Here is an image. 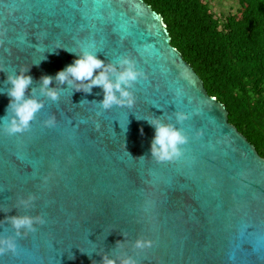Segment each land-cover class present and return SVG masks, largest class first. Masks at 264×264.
<instances>
[{
  "label": "water",
  "instance_id": "1",
  "mask_svg": "<svg viewBox=\"0 0 264 264\" xmlns=\"http://www.w3.org/2000/svg\"><path fill=\"white\" fill-rule=\"evenodd\" d=\"M83 51L118 71L134 62L131 107L103 109L101 87L55 80ZM22 68L42 108L25 132H0V235L17 243L0 264H264V158L145 0H0V91ZM46 75L55 101L40 91ZM8 104L0 94V118ZM151 120L187 137L179 157L152 155ZM24 215L45 222L16 236L5 218Z\"/></svg>",
  "mask_w": 264,
  "mask_h": 264
},
{
  "label": "trees",
  "instance_id": "2",
  "mask_svg": "<svg viewBox=\"0 0 264 264\" xmlns=\"http://www.w3.org/2000/svg\"><path fill=\"white\" fill-rule=\"evenodd\" d=\"M168 25L172 45L229 111V122L264 158V0H145Z\"/></svg>",
  "mask_w": 264,
  "mask_h": 264
},
{
  "label": "clouds",
  "instance_id": "3",
  "mask_svg": "<svg viewBox=\"0 0 264 264\" xmlns=\"http://www.w3.org/2000/svg\"><path fill=\"white\" fill-rule=\"evenodd\" d=\"M71 51V50H69ZM122 70L118 71L113 65H105L104 61L92 51H83L72 64L66 66L55 75V80L61 84L65 82L69 85L75 84L76 90H83L90 93L93 87H101L104 92L100 106L103 109H109L113 105H127L131 107L135 103V97L128 89L138 81L143 73L138 71L134 62L128 58L119 61ZM27 68H22L18 74L10 75L7 78L10 87L0 94H6L9 97V104L6 115L0 118V132L9 136H14L25 132L36 113L42 108V103L34 97H26L29 86L33 83L32 77L27 75ZM112 73L116 74L115 80L112 79ZM52 76H43L41 78L40 91L52 100L58 99V92L49 87L52 83ZM79 82V83H76ZM118 93V95H117ZM187 114L177 113V120L187 119ZM55 117H50L45 121V126L55 125ZM151 125L155 128V135L151 144V153L158 161L172 160L181 155L180 145L187 142V137L180 129L171 124H164L159 120H151ZM142 158V157H141ZM34 197L29 196L22 199L20 203L25 207L30 206ZM15 230L16 236L21 235V230L35 231V224H43V217L37 216H12L5 218ZM25 232V234H26ZM152 242L144 239H137L134 247L144 249L151 247ZM17 251L16 239L13 236L0 235V255L6 253H15ZM103 264H116L115 259L104 255ZM120 264H136L131 257L120 259Z\"/></svg>",
  "mask_w": 264,
  "mask_h": 264
},
{
  "label": "rangeland",
  "instance_id": "4",
  "mask_svg": "<svg viewBox=\"0 0 264 264\" xmlns=\"http://www.w3.org/2000/svg\"><path fill=\"white\" fill-rule=\"evenodd\" d=\"M213 6L218 12L228 14L230 11H235L238 4L235 0H213Z\"/></svg>",
  "mask_w": 264,
  "mask_h": 264
}]
</instances>
